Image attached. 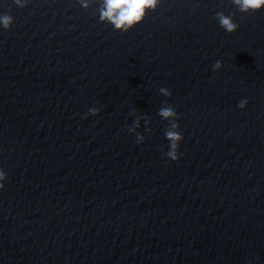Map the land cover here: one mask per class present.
Instances as JSON below:
<instances>
[{
    "label": "water",
    "instance_id": "95a60500",
    "mask_svg": "<svg viewBox=\"0 0 264 264\" xmlns=\"http://www.w3.org/2000/svg\"><path fill=\"white\" fill-rule=\"evenodd\" d=\"M84 2L0 0V264H264V10L160 0L120 32Z\"/></svg>",
    "mask_w": 264,
    "mask_h": 264
},
{
    "label": "clouds",
    "instance_id": "9594fccd",
    "mask_svg": "<svg viewBox=\"0 0 264 264\" xmlns=\"http://www.w3.org/2000/svg\"><path fill=\"white\" fill-rule=\"evenodd\" d=\"M231 2L240 13L244 14L264 10V0H231ZM13 3L19 8H24L28 5L29 0H13ZM78 3L82 8L90 6L84 0H78ZM159 4L160 0H102L99 8L100 20L112 25L116 31L128 32L143 21L148 11L155 10ZM215 18L219 26L227 33H233L239 28V24L235 21L233 14L217 12L215 13ZM13 23L14 17L12 15L0 13V29L8 30ZM222 66L221 61L217 60L213 65V70L218 71ZM159 92L166 97L172 94L170 89L164 87H161ZM247 103V99H242L237 107L243 109ZM98 112L99 109L97 107H91L87 114L96 115ZM159 115L162 119L171 121L170 127L165 131V138L168 141V151L165 155L173 161L178 160V149L180 142L183 140V133L180 131L178 123L179 114L174 107L165 105L160 109ZM139 127L140 120L138 119L128 130L135 134L137 143H142L145 137L137 131ZM6 178L5 171L0 168V190H3V182Z\"/></svg>",
    "mask_w": 264,
    "mask_h": 264
}]
</instances>
